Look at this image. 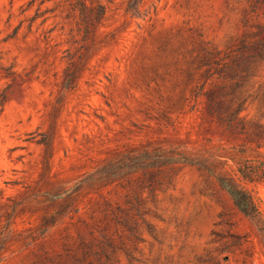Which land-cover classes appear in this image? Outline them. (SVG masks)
Instances as JSON below:
<instances>
[{"label":"rangeland","instance_id":"rangeland-1","mask_svg":"<svg viewBox=\"0 0 264 264\" xmlns=\"http://www.w3.org/2000/svg\"><path fill=\"white\" fill-rule=\"evenodd\" d=\"M259 41L264 0H0V264H264V61L245 133L206 96Z\"/></svg>","mask_w":264,"mask_h":264},{"label":"trees","instance_id":"trees-1","mask_svg":"<svg viewBox=\"0 0 264 264\" xmlns=\"http://www.w3.org/2000/svg\"><path fill=\"white\" fill-rule=\"evenodd\" d=\"M257 44L259 47H257ZM260 61H264V41L241 45L228 60L218 66L219 69L225 70L223 76L229 79V83L217 85L216 88L207 91L206 96L211 114L226 129L240 133L246 132L247 123L244 118L240 117L239 113L243 108L244 102L252 95H244L242 88L245 86L246 80L253 75V69ZM253 98L264 103V92L261 96L256 94ZM248 123L253 127L252 133L257 138L264 137V123L259 121ZM188 162L209 173H213L209 164L204 160L188 159ZM236 172L241 179L249 182H260L264 179V170L252 165L247 160H239L237 162ZM217 180L222 188L228 192L235 206L241 212L252 216L258 221H262V212L255 192L237 186L229 178L221 175L217 176Z\"/></svg>","mask_w":264,"mask_h":264}]
</instances>
